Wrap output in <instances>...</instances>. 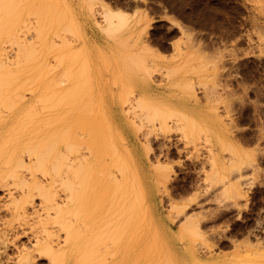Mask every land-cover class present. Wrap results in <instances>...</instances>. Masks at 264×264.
I'll return each mask as SVG.
<instances>
[{"label":"rangeland","instance_id":"rangeland-1","mask_svg":"<svg viewBox=\"0 0 264 264\" xmlns=\"http://www.w3.org/2000/svg\"><path fill=\"white\" fill-rule=\"evenodd\" d=\"M14 1L7 0L5 4L3 0H0L1 5L4 3L3 6L7 5L9 2H14L15 8L17 6L16 9L14 8L10 10V7H14L13 4L10 3V6L7 5L5 8H2L0 5V50L5 51L10 55L9 58L11 59V62H13L14 71L17 72L11 76L13 73L9 71L10 74L6 67H4L6 69L5 71L8 72L7 74H10L11 76L7 78V81L8 83L10 81L12 83H9L10 85L8 84V86H4L7 84L6 80H4L6 81V84H3V82L0 83L3 84L2 87L0 86V98H5L1 101L2 103L0 102V114L3 116L10 115V117L12 113L19 114L17 119L14 120V118H9L8 121L10 124L15 121L14 124L10 126L13 131L11 135L14 137V140L16 139L18 145H20L18 153L25 162L29 160H32L33 162L35 161V158L37 161L39 155L43 154H41V148L44 146L39 148L41 139L44 140L45 143L47 142L46 144H51L50 148H52V151L48 145L45 146L47 150L44 148L47 151L46 153L43 149L45 154H49L47 160L44 159L46 158L45 155L43 157L44 162H42V164L46 165L45 167L41 164L40 166L38 165L39 167L42 166L41 169L38 168L37 164L39 160L37 163L36 161L33 162L34 164L29 161L27 162L29 163L27 169L24 166L25 169L22 167L17 169V176H19V178L17 177V180L9 177L0 180V235H3L2 233H4L1 237H4L5 241L4 244H1L2 247L0 245V264H17L19 261L20 264L24 263L22 256L26 254L29 255L32 264H57L54 261H60L61 264H105L106 261L104 259L97 263L95 259L92 258L96 257L97 251L92 257L83 254L84 236L87 235V233L89 234V230L87 228L83 229V225H104L105 219L103 218H106L107 212L105 211L107 210L97 197L102 198V196H104V198H107V195L112 193L111 189L114 190L115 187L112 185L117 181L112 183L104 179L108 177V175L113 176L114 174H117L119 178L122 181L124 179V181H119L115 184L117 186L120 183L119 186H117L119 188L115 190L111 196L109 195L110 198L108 197L107 199L109 202H112V204L116 203V205L113 206L114 210L117 211L116 215H118L117 213L121 214L123 211V213L119 215L120 217H114L120 220L117 225H121L123 221L128 225L127 231L130 237L129 242L124 246L121 245V247L124 251L123 253L128 256L127 260L129 261V264H152L153 262H156L158 258L159 261H157L156 264H161L162 261L167 258L166 252H171L168 255H172L171 257L173 259L180 256V253L185 251L186 240H178L174 235L175 233L177 234L181 229L180 227L183 226V223L181 222L183 214L194 218L197 225H199L197 229L201 234L200 238L192 240L188 237V240L190 242V249H194L201 257H211L213 260H223L224 262L234 264H264V0H111L113 5L126 6L127 10L131 13L132 23L129 32L140 30L142 33L139 35H142L143 33L149 35L148 31H151L153 42L162 40L160 37L165 35V33L167 34L168 45L173 47L170 56L173 63L168 64L167 67L175 66L178 69L177 77L180 80L189 82L188 88L194 93V96L190 98L189 103L204 108L209 115L216 118L223 126L224 134L228 138L237 142L240 147L250 155V161L252 162H246L240 170L242 187L245 192L244 197L237 198L236 200H233V202L231 200L225 202L226 200L224 201L222 199L220 192L216 191V189H211V192L205 191V186L207 184L205 173L207 174L210 171V164L207 158L208 150L206 147L201 144H198L197 146L195 144H187L182 138L180 140L178 135L179 132L175 130V126L172 125L170 119L168 120L169 123L167 126L161 128L155 126L156 131L154 132V136L156 137L152 135L150 141L145 140L142 134L138 133V137L141 136L142 138H137V148L135 152L141 159L138 161L135 158L136 160L134 163L136 164L135 168L137 169V172L143 175V177H148L147 180L146 178L144 179L146 185L152 184L155 181L157 176V164L161 163L162 166L169 169V171L166 172L168 177H166L165 180L167 191L163 192L162 189H156V191L155 188H150L152 185H150V187L149 185L148 187L145 185L149 188L146 196L151 197V208L145 203L144 197H140L138 186L135 184L134 188H132V182L125 180L126 177H124V175L127 176V170L130 172L133 169V161L126 156V152L123 149L125 141L122 142L117 137L112 136L110 132L108 134L106 133L108 130L106 118L98 120L95 117L97 113L103 111V106L101 101H98V106L96 107L93 98L95 88L88 85V83L92 84L88 53V47L90 46L86 43V37H84L85 32H81L78 29V26H85V23L83 24L81 22L82 25L80 26L79 22H77L74 17L76 16V11L72 9L70 10V7L74 8V5L72 3V5L69 4V0ZM92 2L97 4L94 6L96 9V17L101 21V16L97 14L99 2H97V0H92ZM175 30L186 32L180 34L181 37L176 38L174 37L175 33H173ZM83 43H86L87 45L85 46L87 47H85ZM21 49L23 51L24 49L26 50L23 52ZM121 49H123V47H121ZM17 51H20V53ZM15 53L17 59H15ZM22 53H28L26 54L28 56V62H21L24 57L22 56ZM1 55H4L3 52ZM149 55V53H141L137 56L147 58ZM153 55L154 54L152 53V58L154 57ZM142 58H140L139 61L131 63H136L139 70L148 74L155 73L156 65H154V59L149 68H144L140 64L143 62ZM14 60H20V65L22 63L26 68H16L17 65L14 66L16 61ZM100 60L105 61V59ZM190 62H192V65H189ZM3 70L4 69H0V74L4 73L2 72ZM32 71L39 74V77L34 79V81ZM3 76L4 75L0 76L2 79L0 81H3ZM6 76H4L5 79ZM25 78H27L26 81H23L24 83L19 86L17 85L18 87L15 89L16 91L11 92L16 84H19ZM10 79L15 80L12 81ZM60 80L62 81L60 82ZM31 81H33V83ZM71 85L74 87H71ZM75 85L77 88H75ZM65 87L66 90L70 87L71 92L72 90L75 92V94L74 92L69 94L70 97H68L71 100L68 97L63 96L68 95L66 93L70 92L69 90L65 92ZM27 88L28 90H26ZM33 88H35V90H33ZM58 89L59 91H57ZM74 89L77 90L75 91ZM62 90L65 94L60 95ZM85 91L87 93L90 91L89 94L91 93V95H85ZM5 94L9 95L6 97ZM13 94L17 95L13 96ZM57 94H59V96ZM20 95H23V97L20 101H17L19 100L18 98ZM40 95L43 97V103H41V97H38ZM62 96L64 99L60 98ZM86 96H89L90 102H85L86 100L89 101ZM34 97L39 98L40 102L34 104L33 101L36 102ZM6 98H11L12 102L16 103V105H13V107L7 111V108H9L8 106L12 103L11 102L10 105L8 104L5 112L4 108L6 106L2 108L1 106L4 104L6 105L8 101H10L6 100ZM202 99L208 104H202L200 102ZM116 102L119 105L121 104L119 101ZM30 103L32 104L33 109L31 108L30 110H27V112H29L27 113L25 111L27 107H32L30 106ZM82 104L86 107L84 110L81 109L84 107ZM87 104H90L88 105L90 107H87ZM72 105L74 107H72ZM39 106L45 108L39 111ZM64 108L66 110L73 108V111L70 110L66 114ZM128 113L131 115L130 111H128ZM53 114L55 115L53 116ZM60 114L65 115L59 116ZM58 116L59 118L57 119ZM60 117L62 120H60ZM54 118L55 120H58V122H56ZM44 120H46V122ZM53 120L55 121L54 123L51 122ZM81 120H83V125L82 123L80 124ZM29 121L30 123L24 128L25 124ZM47 122L51 123L48 124ZM85 122H87L86 125ZM38 126L42 128H37ZM66 126H69L66 130L69 135L66 140L70 142H67L68 145L64 142L66 133L64 136H61L62 140L60 138L62 132L64 133L62 129ZM81 126H84L82 127L84 130H82ZM16 127L19 129H15ZM99 129L100 132H97ZM134 129L141 131L142 129H145V127L141 126L137 128L136 126ZM78 130L80 133H78ZM55 131L57 132L55 133ZM29 132L32 133L30 134ZM50 133H52L50 136L54 133L56 135H54L53 138L50 137V139H47L46 136ZM59 133L60 135L58 136ZM77 134L81 136L79 137ZM164 135H168V137L170 135L171 141H169V143ZM30 136L35 138L32 143L30 142L31 145L35 142L37 143V141L39 142L38 145L35 143L37 146L34 145V147L31 148L32 153L35 155L32 153L28 155L27 153H24L27 150H24V144L22 143L25 139H29ZM45 137L47 140L43 139ZM75 137L78 138L76 139ZM55 138L57 139L56 147L53 149L52 146L55 145V143L51 142V140L54 141ZM147 142H149V144ZM52 143L54 144L52 145ZM71 143L73 145L76 144L74 145L76 146L75 148H77L78 145H81L79 146V151H77V148V152L74 153L75 148L74 150L70 149V146L73 147V145H70ZM95 143L100 150L93 147ZM63 144H65V146ZM35 147L36 150L34 149V151L33 148ZM37 147L39 151H37ZM67 148H69V151L72 150L71 153L68 152ZM48 150L51 152L49 153ZM58 151L65 153V156L68 153L65 159L64 154L60 152L57 153ZM36 152H39V154H36ZM98 152L101 154L99 159L97 157ZM81 153H83V156H81ZM8 154H12L11 157L10 155L8 156ZM59 154L62 155L59 156ZM76 154L84 158L76 157ZM36 155L38 157H36ZM221 155L223 157L222 160L227 157L225 152H222ZM7 157H9V159ZM15 157L16 156L10 148L5 147L0 151V173L6 172L13 167L12 165ZM54 157L55 159H53ZM59 157H62L61 159L63 160ZM75 157L77 158V161H79L78 163L87 162L91 164L93 171L101 170V174L98 176L99 181L86 182V189L84 188V184L81 185V183L79 184V187L75 186L79 183H77L76 180L80 178V176H74L75 178L73 179V175L70 172L72 166L74 168V165L75 167L80 165L76 164ZM56 158H58V162H56ZM145 158L149 167L146 165ZM69 160H73L71 166H69ZM83 160L85 161L83 162ZM4 161H6L5 164L9 163L4 166ZM52 161L55 162L51 164ZM49 162L51 165L56 166L55 169L52 166L55 171L56 168L58 169V167H61L58 169L57 175L51 172L50 169L52 168L49 169ZM59 163H62L63 166H58ZM35 164V169L38 168L37 172H35L36 170H33L34 167L32 165ZM64 164L65 166H69L66 170ZM29 167L30 173L32 172L31 174H34L39 182L42 181V185L47 184L46 186H49L50 191L53 193L54 191H57L54 194V201L57 204L55 207H52L47 211L50 214V218L48 213L45 212V207L41 202L43 201L41 198L42 196H37L39 194V192L37 193V191H35L37 189H26L22 188L19 184V186L16 185L22 177L29 182L28 180L31 179ZM63 169L65 170L66 175L62 172L61 178H64L62 181L64 182L68 180V178H72L68 183L71 184L72 188L74 186L76 187L72 189V192L70 191V197L73 198L72 201L67 194L69 191L65 190L67 189L66 183H61L65 186V188H63L59 181L61 180L59 176ZM46 170L48 171L46 172ZM80 174L81 173H79V175ZM46 178L47 180H45ZM50 178L51 181L49 182L48 180ZM70 181H72L74 185L70 183ZM12 182L16 183L13 184ZM52 182H54V184H52ZM11 183L12 187L9 185ZM14 185L16 187H14ZM92 185L94 186L93 188ZM68 187L71 188L70 186ZM80 187L85 189L82 193H79ZM104 188L105 191L103 192H106L107 194L101 192ZM74 189L77 191V193L74 191L75 194H73ZM91 190L94 191L92 192L94 197L91 196L92 194H90V192L87 193ZM10 191L16 199L20 201V204H17L15 207H13V200L9 195ZM134 192L136 195V197H134L136 199L133 198ZM27 193H29L28 196L23 197ZM130 193L132 195H130ZM72 194L74 197L71 196ZM157 194L158 197H156ZM30 195L33 197H30ZM65 195L66 197L68 195L67 198L70 200L69 203ZM118 196L119 200L117 198ZM112 198L113 200L111 201ZM23 199L25 202L29 200L32 203L27 204V202H23ZM122 200L121 207L120 203ZM10 201L12 203L8 206ZM77 202L80 205L76 204ZM93 202H95V204H93ZM96 203H99L102 206L98 204L97 208ZM129 203H132L130 205L131 207L129 206ZM172 203L178 205L185 203L186 207H183V212L178 213L173 209ZM125 204L127 205L125 206ZM57 205L60 206L58 209H56ZM91 205L96 208L93 210ZM119 205L120 208L117 210ZM128 206L130 210L128 209L127 211ZM74 207L78 209H74L75 214L71 212ZM90 207L93 212L90 211ZM19 208H21V212ZM59 208L61 209L60 212ZM100 208L101 210L98 211ZM121 208L123 209L121 210ZM23 209H25V214L23 213ZM55 209L59 214L54 211ZM67 211L69 213L71 212L72 216L73 214H80L75 216V218L73 217V220L69 213L65 215ZM89 212L92 214L90 213L88 216ZM102 212H105V214L101 215L103 214ZM16 213L19 214L18 216L22 214L24 215L22 218H16L18 217L16 216ZM85 213L87 215H85ZM34 214L39 216V218ZM85 216L87 219H85ZM125 216L127 217L125 218ZM96 217L101 221H98ZM48 218L51 220H48ZM64 218L66 219V223L69 222L68 219L71 220L70 222L72 225L71 223L64 225ZM39 219L41 224L43 219H45L44 221H47L48 230L51 232L50 244L52 245L54 252H60L59 255H57V260H53L52 262V258H49L51 256L45 254L44 256L43 252L38 251L41 246L36 244V241L34 240V238L37 239L36 237L42 238L44 236V234L40 232V227H42V225L38 223ZM90 219H95V221H92L90 224ZM80 223L82 225H78ZM62 224L63 226H59ZM77 227H79V229H77ZM65 229H68L67 234L69 233L70 235L68 234L64 239V236H66ZM76 231H80L81 233L77 234ZM33 232L35 233L33 234ZM56 238L57 241L55 242L54 240ZM62 242L63 244H61ZM100 245L103 246V243H97L95 248L98 249ZM54 246L56 247L54 248ZM104 247L101 248L104 249ZM111 247L112 250L115 251L113 255H121V251L118 249L115 250V244H112ZM33 249L35 250L33 251ZM62 249L63 252H61ZM36 251H38V253ZM62 253L63 257L61 255ZM125 254L121 256V261L117 260L114 264H127L123 261ZM65 258H67V261H64ZM88 261L89 263H86ZM148 261L149 263H147ZM31 263L29 262V264Z\"/></svg>","mask_w":264,"mask_h":264},{"label":"bare ground","instance_id":"bare-ground-1","mask_svg":"<svg viewBox=\"0 0 264 264\" xmlns=\"http://www.w3.org/2000/svg\"><path fill=\"white\" fill-rule=\"evenodd\" d=\"M6 1L7 0H3V2H5V4H6ZM14 1V0H13ZM68 1V0H67ZM71 0H69L68 2H69V4H71V2H70ZM81 1V3L83 4L82 6H81V9H82V13H81V16L80 17H82L83 19H85V20H87L86 22H87V25L86 26H84V25H82V23H80L79 21H78V17H77V15H78V11H76L75 9L76 8H80V7H78L77 5L75 6L74 5V8L72 7H70V10L72 9V10H74V11H76V16H74L75 17V19H76V21L77 22H79V24H80V26L82 25V27H79L78 26V29L81 31V32H85V29L87 28V29H93V28H96L97 30H100L101 32H103L104 34H106V35H108L109 37L111 36V40H113L114 42H116L118 45H120V47H125V45H127V40L128 39H126V38H124L123 37V35H125V33H126V31H129V29L131 28L130 26H131V23H132V18H131V14H129L128 12H126V11H124V10H121V9H118V8H115V7H113V8H111L110 6H108L107 4H105V3H103L102 1H104V0H97V2H99V4H98V6H99V8H98V10H97V14L98 15H100L101 16V21L96 17V9H95V5H97V4H95L94 2H92V0H80ZM15 2V1H14ZM14 2H9V3H7V5L8 6H10L9 4L11 3V4H15ZM25 4V3H24ZM0 5H1V3H0ZM4 5V3H2V8H5L7 5H5V6H3ZM72 5V4H71ZM0 6V7H1ZM15 8V5H14V7L12 8V7H10V10H12V9H14ZM16 8H17V6H16ZM15 8V9H16ZM7 9V8H6ZM69 9V8H68ZM11 12V11H10ZM95 16V17H94ZM82 28H84V29H82ZM85 35V34H84ZM127 35V34H126ZM125 35V36H126ZM129 36V35H128ZM24 41V40H23ZM22 41V42H23ZM26 43V42H25ZM86 43L91 47V45H93L94 46V42H93V39H90V38H86ZM86 43H83V45L85 46V45H87ZM97 46V45H96ZM85 47H87V46H85ZM25 50L26 49H24V51L21 49V51H23V52H25ZM3 52V54L4 55H1V53ZM9 52V51H8ZM18 52V51H17ZM18 53H20V51L18 52ZM13 54V53H12ZM24 53H22V56H24L23 58H22V56H21V58H22V61L21 62H28V56L26 55V54H28V53H26V54H24ZM85 54V53H84ZM15 55H16V53H15ZM125 55V54H124ZM9 56L10 55H8V53L7 52H5V51H2V50H0V64H1V66H0V69H4L2 72H4L3 74H0V76L1 75H4V76H6V74L10 71L11 73H13V74H11L10 72V74H11V76H13L15 73H17L16 71H14V68H13V62H11V59L9 58ZM83 57V56H82ZM126 57V55L123 57V55H122V58L121 57H119V60H117L118 61V64H117V66L115 65V67H116V70L113 72V77H111V81H112V79H113V81H112V86L113 87H115V90H113L112 88H110V89H107V91L110 93V95L112 96V98L114 99V100H116V101H119V103H121L120 104V107H122L123 106V104H126V106L127 105H129L128 106V109H129V111H130V113H131V115L130 116H132V118L130 119V117H126L127 116V114L126 113H124V111L122 112V109H121V111H120V114H118L119 116L116 118V122H114L113 120L111 121V119L108 121V123H109V125H112V127H111V129H110V131H111V135L112 136H115V137H117L118 139H120L122 142L123 141H125V145L123 146V149L125 150V152H126V156L128 157V158H130L131 159V161H133L132 162V165H133V169H132V171H128L127 170V176L126 175H124V177H126L125 179H128L129 181H131L132 182V188H134V186H135V184L138 186V189H139V191H140V197H144L146 194H147V192L149 191V188H147L148 187V185H149V187H150V185H152L150 188H155V190L156 189H159V190H163V192L164 191H167V189H166V184H165V180H166V177H168L167 176V171H169V169L168 168H165V166H162L161 165V163H159V164H157V176H156V178H155V181L152 183V184H147L146 185V182L144 181V179L146 178V180L148 179V177H143V175H141V174H139L138 172H137V169L135 168V160L137 159L138 161H140V157L139 156H137V154H136V148H137V138H142L141 136L140 137H138V133H140V134H142V136L145 138V140H148V141H150V138H151V136L153 135L154 136V132L156 131V128H155V126H157L158 128H161V127H163V126H167L168 125V123H169V119L171 120V122H172V125L173 126H175V130L176 131H178L179 132V137H180V140H181V138H182V140L185 142V143H187V144H195L196 146L198 145V144H201V145H203L204 147H206L207 148V150H208V155H207V158H208V162H209V167H210V171L206 174L205 173V176H206V188H205V191H210L211 189L212 190H215L216 189V191H219L220 192V196L222 197V199L225 201V202H227V200H231L232 202H233V200H236L237 198H240V197H244V195H245V192L243 191V187H242V182H241V174H240V170H241V168H242V166L247 162V163H250L251 161H250V155L243 149V148H241L240 147V145L237 143V142H235L234 140H232L231 138H228L225 134H224V129H223V126L221 125V123L216 119V118H214L213 116H211V115H209L205 110H204V108H202V107H199L198 105H196V104H190L189 103V100H190V98H192L193 96H194V93L188 88V86H189V82L188 81H183V80H180L178 77H177V72H178V69L175 67V66H173V67H164V70H161L160 69V67H159V65H158V67H157V65L155 66V71L157 72H155V74L156 75H158V77H159V79H156V81H153L152 80V78H150V79H148V77L150 76V74H148V73H146V72H144V71H141V70H139L138 69V66H137V64L136 63H131V61L129 62V64H127L128 62L127 61H129L128 59L126 60V59H124ZM131 58L129 55L126 57V58ZM106 58V57H105ZM112 58V57H111ZM10 59V60H9ZM15 59H17V55L15 56ZM115 59V58H114ZM113 59V60H114ZM117 59V58H116ZM27 60V61H26ZM112 60V61H113ZM14 61H16L15 63H14V66H16V68H26V67H24L23 65H22V63H21V65H20V60H14ZM107 63L109 62V60H107V58H106V60H105ZM133 61V60H132ZM110 63V62H109ZM24 64V63H23ZM19 65V66H18ZM37 65V64H36ZM127 66V68L129 69V73L127 72V69H126V72L128 73L127 74V76L123 79L122 78V73L124 72V70H123V68L124 67H126ZM4 67H6V69H7V71L8 72H6L5 70V68ZM35 67V66H34ZM108 67V66H107ZM162 68V67H161ZM163 69V68H162ZM32 70H33V68H32ZM14 71V72H13ZM30 71V70H29ZM112 71V70H111ZM1 72V73H2ZM27 73V72H26ZM38 73H39V71H38ZM10 74H7V76H6V79L4 78V76L2 77L3 78V81H0V83H2L3 82V84L7 81V78H9V76H10ZM37 73H35L34 71H32V76H33V81H34V79H37L38 77H39V74H37ZM67 74V73H66ZM154 74V75H155ZM68 75V74H67ZM97 75V74H96ZM95 75V76H96ZM155 75V76H156ZM10 76V77H11ZM41 76V75H40ZM124 76V75H123ZM16 77V76H15ZM68 77L70 78V76L68 75ZM99 77V76H98ZM31 78V77H30ZM26 79L27 78H25L24 80H22L19 84H16V86H15V88L11 91V92H14V91H16L15 89H17V87L20 85V84H23L24 82L23 81H26ZM29 79V78H28ZM0 80H2L1 78H0ZM4 80H6V81H4ZM10 80H12V81H14L15 79H10ZM9 80V81H10ZM97 80V79H96ZM20 81V80H19ZM18 81V82H19ZM33 81H31L32 83H33ZM62 80H60V82H61ZM98 81V80H97ZM110 81V80H109ZM110 81V82H111ZM30 82V83H31ZM106 82V81H105ZM9 83H12L11 81L9 82ZM8 81H7V84L6 85H4V86H8ZM29 83V84H30ZM31 83V84H32ZM76 83V82H75ZM74 83V84H75ZM91 83V82H90ZM102 83V82H101ZM3 84H0V86L2 87V85ZM30 84V85H31ZM103 84V83H102ZM10 85V84H9ZM18 85V86H17ZM88 85H91L93 88H95V92H97L98 91V93L100 94V96H103V94L105 93V90H103V88L102 87H100V86H96V83H95V79L93 80L92 79V84H89L88 83ZM28 86V85H27ZM26 86V87H27ZM70 86V85H69ZM0 87V88H1ZM23 87V86H22ZM71 87H74L73 85H71ZM44 88V87H43ZM75 88H77L76 87V85H75ZM4 89H6V88H4ZM21 89H23V88H21ZM20 89V90H21ZM30 89H32V88H30ZM29 89V90H30ZM70 92H68V93H66V94H68V95H63L64 97L66 96V97H68L69 96V94H71L72 92H74L73 90H72V92H71V88L69 87V88H67ZM73 89V88H72ZM26 90H28V88L26 89ZM33 90H35V88H33ZM64 90H65V92L66 91H68V90H66V87L64 88ZM75 90V89H74ZM77 90V89H76ZM75 90V91H76ZM86 90V89H85ZM89 90V89H88ZM1 91V90H0ZM57 91H59V89L57 90ZM87 91V90H86ZM85 91V92H86ZM91 91V90H90ZM90 91H88V93L86 92V94L85 95H88L89 94V92ZM94 91V90H93ZM92 91V92H93ZM5 92V91H4ZM11 92H9V93H11ZM30 92H31V90H30ZM55 92H56V90H55ZM54 92V93H55ZM65 92L63 93V90L60 92V95L61 94H65ZM57 93V92H56ZM55 93V94H56ZM74 94H75V92H74ZM4 95V94H3ZM9 94H5V96L7 97ZM15 95H17V94H15ZM14 94H13V96H15ZM19 95V94H18ZM58 96H59V94H57ZM89 95H91V93L89 94ZM0 96H1V93H0ZM12 96V97H13ZM60 97V98H62V99H64V97ZM111 96H110V98H111ZM22 97H23V95H20L19 96V100H17V101H20L21 99H22ZM38 97H41V95L40 96H38ZM57 97V96H56ZM70 97V96H69ZM68 97V98H69ZM86 97H88V99H89V96H86ZM14 98V97H13ZM35 98V97H34ZM33 98V99H34ZM43 97H41V99H42ZM101 98V97H100ZM3 99H5V98H0V102L3 100ZM36 99V102H34L33 101V103L35 104V103H39L40 102V99L39 98H35ZM70 99V98H69ZM6 100H10V101H8V103L5 105H3V106H1V108L2 107H5L4 109H5V112H6V108H7V106H8V104L10 105V103L12 102V100H11V98L10 99H8V98H6ZM71 100V99H70ZM69 100V101H70ZM15 101V100H14ZM16 101V102H17ZM42 102L41 103H43V99L41 100ZM115 101V102H116ZM86 103L87 102H90V99H89V101L88 100H86L85 101ZM2 103V102H1ZM4 103V102H3ZM70 103V102H69ZM27 104V103H26ZM71 104V103H70ZM69 104V105H70ZM13 105H16V103H11V105L10 106H8L9 108H7V111L9 110V109H11L12 107H13ZM83 106H84V104H82ZM81 105V106H82ZM88 105H90V104H87V107H90V106H88ZM30 106H32V104L30 103ZM49 106L51 107V105L49 104ZM98 105H97V103H96V107H97ZM72 107H74L73 105H72ZM95 107V108H96ZM33 109V106L32 107H27V109L25 110L26 112H27V110H30V109ZM38 108H40L39 109V111H41V110H43L45 107H42V106H39ZM84 108H86L85 106L83 107V108H81V109H83L84 110ZM124 108V107H123ZM68 109V108H67ZM73 109V108H72ZM72 109H69V110H66L65 108H64V110H66L65 111V113L67 114V112H69L70 110H72ZM89 109V108H88ZM125 109V108H124ZM128 109L127 110H125V111H128ZM37 110V109H36ZM35 110V111H36ZM73 111V110H72ZM132 111V112H131ZM103 112V111H102ZM1 113V112H0ZM4 113V112H3ZM27 113H29V112H27ZM36 113H38V112H36ZM46 113V112H45ZM26 114V113H25ZM24 114V115H25ZM82 114V113H81ZM126 114V115H125ZM133 114V115H132ZM28 115V114H27ZM55 114H53V116H54ZM62 115H65V114H60L59 116H62ZM19 116V114L18 113H12L11 114V117H10V115L9 116H3V115H1L0 114V151L3 149V148H5V147H7V148H10L11 150H12V152L14 153V155L16 156L15 157V159H14V163H13V167H11L9 170H7L6 172H2V173H0V180L2 179V180H4L5 179V177H9V178H13L14 180H17V177L19 178V176H17V169L18 168H23V169H25L24 167H26V169L28 168V164L29 163H27V162H29V161H31V163H33V162H35L36 161V158L34 159V158H32V159H34L35 161H33L32 162V160H29V161H27V162H25L23 159H22V157L20 156V154L18 153V149H19V147H20V145H18V143H17V141H16V139L14 140V137L11 135L12 133H13V131H12V129L10 128V126L11 125H13L14 124V122L12 123V124H10L9 123V118H14V120L15 119H17V117ZM47 116H50V115H47ZM47 116H45V117H47ZM59 116L57 117V119L59 118ZM85 116H86V114H85ZM84 116V117H85ZM28 117V116H27ZM31 117V116H30ZM30 117H29V119H30ZM8 118V119H7ZM23 118V117H22ZM56 118V117H55ZM55 118H54V120H55ZM64 118V117H63ZM49 119H51V118H49ZM48 119V120H49ZM32 120V119H31ZM51 121V122H58V120H55V121ZM60 120H62L61 119V117H60ZM24 121V120H23ZM22 121V122H23ZM45 122H46V120H44ZM77 121V120H76ZM75 121V122H76ZM82 121L83 120H81V122H80V124L82 123ZM38 122H39V120H38ZM51 122H47L48 124H50ZM78 122V121H77ZM30 123V121L28 122V123H24L25 124V126H24V128L26 127V125L27 124H29ZM34 123H37V122H34ZM72 123V122H71ZM86 123L87 122H85V125H86ZM107 123V124H108ZM44 124H46V123H44ZM43 124V125H44ZM47 124V125H48ZM67 124V123H66ZM43 125H41V126H43ZM71 125V124H70ZM78 125V124H77ZM76 125V126H77ZM82 125H83V123H82ZM22 126V127H23ZM45 126V125H44ZM43 126V127H44ZM80 126V125H79ZM137 126V128H139V127H141V126H144L145 127V129H142L140 132L137 130V129H134L135 127ZM19 127V126H18ZM18 127H16L15 129H19ZM82 127H84V126H81V128ZM23 128V129H24ZM37 128H42V127H37ZM59 128V127H58ZM66 128V129H65ZM65 128H63L62 130L64 131V133L62 132V130H61V132H62V134L60 135V133L58 134V136L60 135V138H61V136H64L65 135V133H66V137H65V140H64V142H68L66 139L68 138V131H66L68 128H69V126H66ZM80 128V127H79ZM78 128V129H79ZM22 129V128H21ZM65 129V130H64ZM34 130H38V129H34ZM81 130V129H80ZM82 130H84L83 128H82ZM18 131V130H17ZM16 131V132H17ZM87 131V130H86ZM99 131H100V129H99ZM34 132V131H33ZM45 132V131H44ZM52 132V131H51ZM57 131H55V133H56ZM95 132V131H94ZM94 132H93V134H94ZM107 132H108V130H107ZM30 134L32 133V132H29ZM53 134L52 136H50L52 133H50L48 136H46L47 137V139H50V137H52L53 138V136L54 135H56V134ZM78 133H80L79 132V130H78ZM18 134V133H17ZM73 134V133H72ZM108 134V133H107ZM14 135H16V134H14ZM29 135V134H28ZM78 135V134H77ZM41 136V135H40ZM73 136V135H72ZM79 137L81 136V135H78ZM46 137L45 138H43V139H46ZM84 137H86V136H84ZM154 137H156V136H154ZM164 137H165V139L168 141V143H169V141H171V139H170V135H169V137H168V135H164ZM38 138H39V136H38ZM72 138V137H71ZM76 138V137H75ZM78 138V137H77ZM76 138V139H77ZM143 138V139H144ZM172 138V137H171ZM178 138V137H177ZM34 139L35 138H32L31 136L29 137V139H25L24 141H23V143L22 144H24L23 145V148H24V150H27V151H25L24 153H27V155L28 154H31L32 153V147H34V145H35V143L34 144H32L31 145V143L34 141ZM46 139V140H47ZM63 139H64V137H63ZM82 139H84V138H82ZM45 140V141H46ZM56 138L54 139V141L53 140H51V142H54L55 143V145H53L54 143H52V147H53V149H54V147H56ZM61 140H62V138H61ZM60 141V140H59ZM80 141H85V140H80ZM144 141V140H143ZM166 141V142H167ZM31 142V143H30ZM42 142H43V144H42ZM61 142V141H60ZM17 143V144H16ZM47 143V142H46ZM45 142H44V140H40V144H39V142L37 141V145L39 144L40 145V147L39 148H41V146H44L43 148H41L42 149V151H43V149L45 148V146H49V148H50V143L49 144H46ZM65 143V144H66ZM68 143H70V142H68ZM68 143H67V145H68ZM143 143V142H142ZM148 144H149V142H147ZM46 144V145H45ZM65 144H63L64 146H65ZM91 144V143H90ZM146 144V143H145ZM170 144H171V142H170ZM12 145V146H11ZM37 145H35V146H37ZM70 145H73L72 143L70 144ZM74 145H76V144H74ZM73 145V147H71L70 146V149H72V150H74V148L76 147V146H74ZM169 145V144H168ZM173 145V144H172ZM200 145V146H201ZM79 146H81V145H78L77 146V148H78V150L77 151H79ZM98 145H96V143L93 145V147L96 149L97 148V150L99 149L100 150V148L99 147H97ZM165 146V145H164ZM202 146V147H203ZM38 147H37V151H39L38 150ZM66 147H69V146H66ZM48 148V147H47ZM77 148H75V152L74 153H76L77 151H76V149ZM166 148V147H165ZM36 150V147L35 148H33V150ZM40 149V150H41ZM46 149V148H45ZM44 149V151H45V153L47 152L46 150ZM52 148H50V150H51ZM58 149H59V147H58ZM65 149V148H64ZM34 150V151H35ZM50 150H48V152L50 153L51 151ZM56 150V149H55ZM55 150H54V152H55ZM67 150H68V152H70L71 153V151H69V148H67ZM167 150V149H166ZM165 150V151H166ZM206 150V151H207ZM33 151V152H34ZM41 151V154L43 155H39V157L36 155V157H38L37 159L39 160V162H38V160L36 161V163L38 162V164H37V166L39 165H41L42 164V162H44V160H43V157H44V155H45V157L46 158H44L45 160H47V158H48V153L47 154H45L44 153V151L42 152ZM62 151V150H61ZM60 151H58L57 153H59ZM67 152V151H66ZM222 152H225L226 154H227V157L224 159V160H222V155H221V153ZM21 153H22V151H21ZM60 153H63V152H60ZM73 153V154H74ZM162 153V152H161ZM32 154H34V153H32ZM36 154H39V152H36ZM64 154V159H65V157L67 156V154H66V156H65V153H63ZM82 155L81 156H83V153H81ZM10 154H8V156H9ZM12 155V154H11ZM11 155H10V157H11ZM19 155V156H18ZM26 155V156H27ZM35 155V154H34ZM47 155V156H46ZM60 155H62V154H59V156ZM100 152H98V159H99V157H100ZM25 156V155H24ZM33 156V155H32ZM56 156H58V155H56ZM81 157L80 155H77L76 154V157ZM164 156V155H163ZM28 157V156H27ZM26 157V158H27ZM35 157V156H34ZM41 157V158H40ZM69 157V156H68ZM67 157V158H68ZM75 157V160H76V164H80L79 166H77V167H75V165H74V168H73V166H72V168H71V173H72V175H73V179L75 178V177H78V176H80V178H78V180H76L77 181V183H78V185H75V186H80L79 184L81 183V185L82 184H84V188L86 189V186H87V184H86V182H96V181H99L98 179V176H100V174H101V170L100 171H97V170H94L93 171V167H92V165L91 164H89V163H87V162H85V163H78L79 161H77V158ZM8 159H9V157H7ZM60 159L62 158V157H59ZM71 158V157H70ZM82 158V157H81ZM84 158V157H83ZM82 158V159H83ZM136 158V159H135ZM206 158V159H207ZM7 159V160H8ZM40 159H41V162H40ZM53 159H55V157L53 158ZM52 159V160H53ZM59 159V160H60ZM134 159V160H133ZM43 160V161H42ZM56 162H58V158H56ZM61 160H63V159H61ZM61 160H60V162H61ZM73 160H74V157H73ZM72 160V161H73ZM80 160V159H79ZM86 160V159H85ZM85 160H83V162L85 161ZM93 160V159H92ZM96 160H97V158H96ZM67 161V160H66ZM70 161V165L69 166H71V160H69ZM68 161V162H69ZM250 161V162H249ZM5 162L6 161H4V166H6L8 163H6L5 164ZM47 162V161H46ZM53 162H55V161H52V163L51 164H53ZM94 162H95V160H94ZM159 162V161H158ZM62 163H64V162H62ZM62 163L60 164H58V166L60 165H62ZM252 163V162H251ZM34 164V163H33ZM50 164V162H49V165L51 166H49V169L50 168H52V166L53 165H51ZM66 164V163H65ZM65 164H64V166H65ZM95 164V163H94ZM44 167L46 166V165H44V164H42ZM57 165V164H56ZM3 166V165H2ZM24 166V167H23ZM33 167L34 166H36V164L35 165H32ZM32 166H31V168H32ZM38 166V168L39 169H41V167H39ZM63 166V165H62ZM69 166H65V170L69 167ZM95 166V165H94ZM167 166V165H166ZM43 167V168H44ZM54 167V169H55V165L53 166ZM169 167V166H168ZM38 168H36L35 169V167L33 168V170H36L35 172H37L38 170ZM59 168H61V167H58V169ZM64 168V167H63ZM47 169H48V166H47ZM53 168L52 169H50L51 170V172L52 173H55L56 175H57V171H58V169L56 168V171L54 170ZM42 170H44V169H42ZM65 170L63 169L62 171H61V174H60V179L61 180H59L60 181V184L62 183V184H65L66 183V186H67V189H65V190H67V191H69L67 194L69 195V197H70V191L72 192V189L73 188H76L75 186L72 188L71 187V184H69L68 183V181L69 180H71V179H69L68 178V180H66V181H62V179H64V178H61V176H62V172L65 174ZM155 170V171H156ZM39 171H41V170H39ZM45 171V170H44ZM48 170H46V172H47ZM55 171V172H54ZM96 171V172H95ZM8 172V173H7ZM68 172V171H67ZM19 173V172H18ZM29 173H30V167H29ZM32 173V172H31ZM30 173V174H31ZM51 173V174H52ZM79 173H81L80 175H79ZM29 174V175H30ZM40 174V173H39ZM132 174V175H131ZM41 175H43V174H41ZM45 175H47V174H45ZM66 175V174H65ZM71 175V174H70ZM130 175H131V177H130ZM28 176V175H27ZM68 176V175H67ZM75 176V177H74ZM122 176H123V174H122ZM30 177H31V179L30 180H28L29 182H27V179H24L23 177L21 178V180L19 179V183H17L16 185H21L22 186V188H28V189H31V188H34V189H37V190H35V191H37V193L39 192V194L37 195L38 197H39V195H41L40 197L42 198V200L43 201H41V199H40V201L43 203V206L45 207V212H47L49 209H51L52 207H55V205L57 204L54 200H55V198H54V194L57 192V191H54V193L53 192H51L50 191V187L49 186H46L47 184H45V185H42L41 184V182H39V180L37 179V177H35L34 176V174H31L30 175ZM161 177V178H160ZM108 178L109 179H113V178H111V176H108V177H106L104 180H108ZM41 179V178H40ZM65 179H67V178H65ZM116 179V178H115ZM115 179H113V182L112 183H115L116 182V180ZM117 179H118V177H117ZM45 180H47V178L45 179ZM55 180V179H54ZM102 180V179H101ZM44 181V180H43ZM49 182L51 181V178L48 180ZM56 181V180H55ZM58 181V180H57ZM62 181V182H61ZM75 181V182H76ZM110 181V180H109ZM112 181V180H111ZM110 181V182H111ZM115 181V182H114ZM124 181V180H123ZM122 180H121V182H123ZM117 182H119V180H117ZM117 182L115 183V184H117ZM13 184H15L14 182H12ZM12 183L11 184H9V185H11V187H12ZM70 183H72V181H70ZM51 184V183H50ZM49 184V185H50ZM52 184H54V182H52ZM61 184V185H62ZM69 184V185H68ZM73 185H74V183H72ZM93 184V183H92ZM112 185V186H115L114 187V190H112L111 188V194H108L107 195V198L109 197V195L111 196L113 193H114V191L115 190H117L119 187H117V186H119V184L116 186V185ZM18 185V186H19ZM72 185V186H73ZM94 185V184H93ZM92 185V188L94 187ZM102 185V184H101ZM106 185V184H105ZM126 185V184H125ZM147 187H146V186ZM20 186V187H21ZM68 186H70L71 188H69ZM4 187V186H3ZM14 187H16L15 185H14ZM52 187V186H51ZM62 187L63 188H65V186H63L62 185ZM77 187V188H78ZM19 188V187H18ZM22 188H20V189H22ZM83 187H80V190H79V193H82L85 189H84ZM89 188H91V187H89ZM101 188H103V187H101ZM130 188V187H129ZM129 188H128V191H129ZM33 189V190H34ZM69 189V190H68ZM64 190V189H63ZM98 190V189H97ZM159 190H158V192H159ZM21 192H23L22 190H20ZM74 191H76V189H74L73 190V194H75V192ZM101 191V190H100ZM100 191H99V193H100ZM103 191H105V188H104V190H102L101 192H103ZM124 191V190H123ZM126 191V190H125ZM157 191V190H156ZM204 191V190H203ZM63 192V191H62ZM90 192V194H92V192H94L93 190H91V191H88L87 193H89ZM117 192V191H116ZM133 192V191H132ZM151 192V191H150ZM211 192V191H210ZM213 192V191H212ZM24 193H25V191H24ZM23 193V194H24ZM76 193H77V191H76ZM104 193V192H103ZM123 193V192H122ZM205 193H207V192H205ZM214 193V192H213ZM28 194L29 193H27L26 195H22L23 197H27L28 196ZM73 194L71 195V196H73ZM104 194H107L106 192L104 193ZM103 194V195H104ZM124 194V193H123ZM218 194V193H217ZM10 197L12 198V200H13V203L10 201L9 203H8V206L9 205H11V203L12 204H14V206L13 207H15L17 204L19 205L20 203V201H18L17 199H16V197L13 195V193L10 191ZM61 195H63V194H61ZM61 195H58V196H61ZM68 195H67V197H68ZM81 195V194H80ZM95 195V194H94ZM130 195H132L131 193H130ZM215 195V194H214ZM32 195H30V197H31ZM58 196H55V197H58ZM77 196V195H76ZM79 196V195H78ZM91 196H93V194L91 195ZM97 196V195H96ZM115 196V195H114ZM120 196V195H119ZM119 196L117 197L118 198V200H119ZM124 196H125V194H124ZM136 197V195H135V192H134V195H133V198L134 199H136L135 197ZM216 196V195H215ZM29 197V198H30ZM33 197V196H32ZM65 197H66V195H65ZM66 197V199H67V201H68V203L70 202V200L72 201V197H70L71 199L69 200L68 198ZM74 197V196H73ZM94 197V196H93ZM100 197V196H99ZM106 197V196H105ZM196 197H197V195H196ZM22 198V197H21ZM78 198V197H77ZM76 198V199H77ZM107 198H104V196H102V198H98L97 197V199H100V203L101 204H103L104 205V207H105V209L107 210V211H105V212H107V216H106V218H103V219H105V223H104V225L102 224V225H83L84 227H83V229L84 228H87L88 230H89V234L87 233V235H85L84 236V242H83V244H84V255H87V256H90V257H92V255L96 252V251H98L97 250V248H95V246H96V244L98 243H103L104 241H106V240H108V241H111V243L112 244H115V246H116V248H115V250L116 249H118L119 251H121V256H123V254H125V253H123L124 251H123V249H122V247H121V245H123L124 246V243H123V240H124V238H125V236L128 234V231H127V229H128V225H126V223L123 221L127 216H125V218L122 220L123 222V224L121 223V225H117L119 222H120V220H118L117 218H114V217H120L119 215H121L122 213H123V211L121 212V214L120 213H117L118 215H116V212L117 211H115L114 210V208H113V206H115L116 205V201H117V198H116V201L114 202L115 204H112V202H109V200L107 199ZM110 198V197H109ZM125 198V197H124ZM133 198H132V200H133ZM24 199H27V198H24ZM23 199V200H24ZM57 199V198H56ZM76 199H75V201H76ZM126 199V198H125ZM30 200H31V198H30ZM58 200V199H57ZM63 200V199H62ZM92 200H94V199H92ZM113 200V198L111 199V201ZM219 200H220V198H219ZM59 201H60V199H59ZM74 201V202H75ZM90 201H91V199H90ZM95 201V200H94ZM99 201V200H98ZM97 201V202H98ZM134 201V200H133ZM142 201V200H141ZM189 201H191V200H189ZM23 202H25V200L23 201ZM27 202V204H30V203H32L31 201H26ZM25 202V203H26ZM61 202V201H60ZM73 202V203H74ZM92 202V201H91ZM96 202V201H95ZM95 202H93V204H95ZM122 202H123V200L121 201V203H120V205H121V207H122ZM127 202V201H126ZM129 202H130V200H129ZM139 202H140V200H139ZM224 202V203H225ZM25 203H23V204H25ZM64 203V202H63ZM63 203H61V204H63ZM88 203V202H87ZM133 203V202H132ZM131 203V204H132ZM76 204H78V202L76 203ZM85 204H86V202H85ZM90 204V203H89ZM92 204V205H93ZM97 204V203H96ZM99 204V203H98ZM98 204H97V208H98ZM101 204H99V205H101ZM111 204V205H110ZM130 203H129V206L131 205ZM59 205V204H58ZM56 206V209H58V207H60V206ZM78 205H80V204H78ZM82 205V204H81ZM91 205V207H93V210L96 208V207H94V206H92ZM120 205L118 206V208H117V210L120 208ZM127 204H125V206H126ZM7 206V207H8ZM69 206V205H68ZM102 206V205H101ZM129 206L127 207V211H128V209H129ZM139 206V205H138ZM172 206H173V209H175L178 213H181V212H183L182 210H183V207H186L185 206V203L184 204H173L172 203ZM29 207H30V205H29ZM43 207V208H44ZM72 207V206H71ZM90 207V211H92L91 208ZM131 207V206H130ZM32 208V207H31ZM41 208V207H40ZM78 208V207H77ZM80 208H81V206H80ZM13 209H15V208H13ZM12 209V210H13ZM54 209V208H53ZM56 209L54 210V211H56ZM74 209H76V207H74L73 208V210L71 211L72 213H74ZM83 209V208H82ZM104 209V210H105ZM123 208H121V210H122ZM125 209H126V207H125ZM124 209V210H125ZM19 210H20V212H21V208H19ZM44 210V209H43ZM60 208H59V212H60ZM67 210V209H66ZM76 210H78V209H76ZM76 210H75V212H76ZM89 210V209H88ZM101 210V208L98 210V211H100ZM130 210V209H129ZM31 211V210H30ZM30 211H29V213H30ZM34 211H35V208H34ZM33 211V212H34ZM63 211H64V209H63ZM62 211V212H63ZM69 211H70V208H69ZM96 211V210H95ZM126 211V212H127ZM32 212V211H31ZM58 214H59V212L58 211H56ZM69 213L68 211L65 213V215L67 214V213H69V215H71L72 213ZM93 212V211H92ZM105 212L103 213V214H101V215H104L105 214ZM131 212V211H130ZM23 213L25 214V209H23ZM39 213V212H38ZM48 213V212H47ZM90 213L91 212H89L88 213V216L90 215ZM17 214V215H16ZM15 215L16 216H18L19 214L18 213H16ZM24 214H22V215H20V216H18V217H16V218H19V217H23V215ZM26 214H28V213H26ZM31 214V213H30ZM40 214V213H39ZM43 214V213H42ZM41 214V215H42ZM56 214V213H55ZM58 214H57V216H58ZM75 214V213H74ZM73 214V216H72V219L74 220V218H75V216H78L79 214H77V215H74ZM92 214V213H91ZM95 214V213H94ZM136 214V213H135ZM134 214V215H135ZM186 214H187V212H186ZM29 215V214H28ZM35 215V214H34ZM44 215V214H43ZM45 215H46V213H45ZM48 215H49V218H50V214L48 213ZM85 215H87L86 213H85ZM116 215V216H115ZM139 215V214H138ZM30 216V215H29ZM35 216H37V215H35ZM68 216V215H67ZM98 216V215H97ZM185 214H183V219H182V221L181 220H179V221H181L182 223H183V226H181L180 228V230H179V232L176 234L175 233V237H176V239H178V240H186V248H185V251H182L181 253H180V256H178L177 258H172L171 256L172 255H168V254H170V253H167L166 252V256H167V258H165V260H163L162 261V263L161 264H234V263H228V262H224L223 260H220V261H217V260H213V258H211V257H201L194 249H190V242H189V240H188V237L189 238H191L192 240H196V239H198V238H200V236H201V234H200V232H198V229H197V227L199 226V225H197V223H196V221L194 220V218H192V217H188V216H186ZM31 217H32V215H31ZM38 218H39V216H37ZM56 217V216H55ZM59 217H61V216H59ZM74 217V218H73ZM90 217H92V216H90ZM41 218V217H40ZM44 218V217H43ZM48 218V220H51V219H49ZM67 218H69V217H67ZM71 218V217H70ZM98 218H99V216H98ZM24 219V218H23ZM33 219V218H32ZM35 219H37V218H35ZM46 219V218H45ZM45 219H43V221L45 220ZM52 219H55V218H52ZM61 219V218H60ZM82 219H84V218H82ZM85 219H87V217L85 216ZM92 219V218H91ZM90 219V220H91ZM96 219H97V217H96ZM102 219V218H101ZM102 219V220H103ZM16 220V219H15ZM47 220V219H46ZM98 220V219H97ZM100 220V219H99ZM98 220V221H99ZM136 220V219H135ZM39 222L38 223H40V219L38 220ZM42 221V227H40V232L41 233H43L44 234V236L42 237V238H38V237H36L37 239H35L34 238V240L36 241V244H39V246H41V248H39L38 249V251H40V252H43V255L45 254V255H49V256H51V257H49L50 259H51V262L53 261V260H57V255H59V253L60 252H58V253H56V252H54V250H53V248H52V245L50 244V237H51V232H50V230H48V227H47V221H44L43 222ZM65 221V222H64ZM68 221L69 222H67V223H71L70 221L71 220H69L68 219ZM92 221H95V219H93V220H91V222H90V224L92 223ZM101 221V220H100ZM178 221V222H179ZM20 222H22V221H20ZM63 222H64V225L66 224L67 225V223H66V219L64 218L63 219ZM80 222H82V221H80ZM49 223V222H48ZM52 223V222H51ZM53 223H54V221H53ZM60 223V222H59ZM83 223V222H82ZM113 223V224H112ZM182 223H181V225H182ZM23 224H25V223H23ZM28 224V223H27ZM40 224H38L39 226H41ZM138 224H139V222H138ZM20 225V224H19ZM71 225H72V223H71ZM78 225H82L81 223L80 224H78ZM21 226V225H20ZM59 226H63V224L62 225H59ZM70 226V225H69ZM68 226V227H69ZM86 226V227H85ZM71 227V226H70ZM49 228H50V226H49ZM64 228V227H63ZM66 228V227H65ZM2 229H3V227H2ZM39 229V228H38ZM60 229H61V227H60ZM75 229V228H74ZM77 229H79V227H77ZM14 230V229H13ZM24 230V229H23ZM66 230V229H65ZM3 231V230H2ZM67 231H68V229L66 230V236H64V239H65V237H67V235L69 234H67ZM133 231V230H132ZM136 231H137V229H136ZM4 232H5V230H4ZM10 232V231H9ZM77 232V231H76ZM1 233V232H0ZM35 232H33V234H34ZM78 233H81L80 231L79 232H77V234ZM83 233H84V231H83ZM131 233V232H130ZM3 235H4V233H2ZM18 234V233H17ZM32 234V235H33ZM134 234V233H133ZM139 234V233H138ZM3 235H0V245L3 243L4 244V237L2 238L1 236H3ZM14 235V234H13ZM37 235V234H36ZM70 235V234H69ZM34 236V235H33ZM39 236V235H38ZM6 237H7V235H6ZM57 237V236H56ZM78 237V236H77ZM135 237V236H134ZM138 237V236H137ZM63 238V237H62ZM128 238H130V237H127V239ZM6 239V238H5ZM55 242L57 241V238L54 240ZM54 241H52V242H54ZM63 241V240H62ZM13 242V241H12ZM34 242V241H33ZM155 242V241H154ZM181 243V242H180ZM61 244H63V242L61 243ZM107 243L105 242V245H106ZM108 244H109V242H108ZM143 244V243H142ZM32 245V244H31ZM55 245V244H54ZM104 244H103V246H101V247H104L105 246ZM110 245V244H109ZM183 245V244H182ZM58 246V245H57ZM99 246V247H100ZM146 246V245H145ZM1 247H2V245H1ZM4 247H5V245H4ZM7 247V246H6ZM56 246H54V248H55ZM100 247V248H101ZM107 246H105L104 248H106ZM149 247H150V245H149ZM2 249V248H1ZM21 249V248H20ZM28 249V248H27ZM26 249V250H27ZM101 249H103V248H101ZM35 249H33V251H34ZM108 250V249H107ZM117 250V251H118ZM206 250V249H205ZM1 251V250H0ZM24 251V250H23ZM38 251H36L37 253H38ZM171 251V250H170ZM3 252V251H2ZM46 252V253H45ZM61 252H63V249H62V251ZM112 252V251H111ZM115 251L113 250V253H114ZM169 252V251H168ZM17 253H19V252H17ZM33 253V252H32ZM82 254V253H81ZM112 253H110V254H108V255H110V257L112 256L111 255ZM0 255H1V253H0ZM44 255V256H45ZM62 255V257H63V253L61 254ZM60 255V256H61ZM18 256V255H17ZM79 256V255H78ZM61 257V258H62ZM153 257V256H152ZM156 257V256H155ZM162 257H163V255H162ZM162 257H160V258H162ZM88 258V257H87ZM86 258V259H87ZM93 259H95V261H96V257H92ZM104 258V257H103ZM22 259L24 260V263H21V264H29V262L31 263V261H30V257H29V255H23L22 256ZM21 259V260H22ZM49 259V260H50ZM71 259V258H70ZM85 259V260H86ZM116 259V258H115ZM58 260H60V259H58ZM106 260V259H105ZM148 260V259H147ZM146 260V261H147ZM2 261V260H1ZM64 261H67V258H65V260ZM83 261H84V259H83ZM104 261V260H103ZM103 261H102V263H103ZM145 261V262H146ZM150 261V260H149ZM149 261L147 262V263H149ZM155 261V260H154ZM157 261H159V258H158V260H156V262H153L154 264H156L157 263ZM54 262H56L57 264H61V262L60 261H54ZM60 262V263H59ZM241 262V261H240ZM2 263V262H1ZM86 263H89V261L88 262H86ZM98 263V262H97ZM152 263V264H153ZM16 264V263H15ZM17 264H20V261L17 263ZM32 264V263H31ZM53 264H55V263H53ZM100 264V263H99ZM237 264H239V263H237ZM243 264V263H242Z\"/></svg>","mask_w":264,"mask_h":264},{"label":"crops","instance_id":"crops-1","mask_svg":"<svg viewBox=\"0 0 264 264\" xmlns=\"http://www.w3.org/2000/svg\"><path fill=\"white\" fill-rule=\"evenodd\" d=\"M102 2L107 4L111 8L115 7V8L124 10V11L128 12L129 14H131L127 10L126 6L113 5L111 0H104ZM71 3L73 5H75V6L77 5L78 7H80V8H76L75 9L76 11H78V15H77L78 21L80 23L82 22L83 24L85 23V26H86V23H87L86 21L87 20H85L82 17H80L81 13H82L81 6L83 4L81 3L80 0H71ZM82 29H84V28H82ZM183 32L185 33L186 31H178V30L173 31V33H175L174 37H176V38L177 37H181L180 34H183ZM140 33H142L140 30H138V31L134 30V31H130V32L126 31L125 35L126 34L127 35L126 36L123 35V37L128 39L127 40V45H125V47H123V49H121L120 45H118L116 42L111 40V36L109 37L108 35L104 34L100 30H97L96 28H93V29H87L86 28L85 29L84 37L93 39V42H94L93 43L94 46L91 45V47H88L89 61H90V64H89L90 67L89 68L91 70V77H92L93 80L95 79L96 86H100V87L103 88V90H105V93L103 94V96H100L98 91L95 92V94L93 96L95 104L98 101L99 102L101 101L102 106H103V112L101 111V112H99V113H97L95 115V117L98 120L101 119V118H106L107 119V123H108V121L110 119H111V121L113 120L114 122H116V118L119 116L118 114H120L121 109H122V112L124 111V113L127 114L126 117L127 118L130 117V119H131V116L128 113V111H129L128 106L129 105L126 106V104H125L122 107H120V105L117 102L114 101V99L112 98L110 93L107 91V89H110V88L115 90V87H113L114 85L112 86L113 79L111 81V77H113L112 76L113 72L116 70L115 65L117 66V64H118L117 60H119V57L122 58V55H123V57L125 55H126V57L129 55L131 58H129V57L128 58H126V57L124 58L126 60L127 59L129 60V61H127L128 62L127 64H129L130 61L131 62H136V61H139L140 58H142V56H137V55H139L141 53H149L150 55L147 58H144V57L142 58L143 62L140 63L142 65V67H144V68L148 67L149 68L152 65L153 59H154V65H159L161 70H164V67H167L168 64H172L173 63L171 61V57H170L171 54H172L173 47L168 45V41H167L168 36H166L167 35L166 33H165V35L160 37V39H162V40H159V41H156V42L152 41L153 35H152L151 31H148L149 35H146V33H143L142 35H139ZM152 53L154 54L153 58L151 56ZM105 57L107 58V60H109L110 63L109 62L107 63L106 61L100 60V59H105L106 60ZM189 65H192V62H190ZM126 69H127V72L129 71L127 66L123 68L124 72L121 75L123 79L129 73V72L128 73L126 72ZM154 74L155 73H150V76L148 77V79L152 78L153 81H156V79H159L158 75L155 74L156 75L155 76ZM189 78H191V77H189ZM110 96H111V98H110ZM200 102L202 104H208L203 99L200 100ZM127 109H128V111H125ZM111 127H112V125H109V123H108V132L106 131V133H109V132L111 133V131H110ZM96 128H98V127H96ZM97 132H100V131L98 130ZM101 132H103V131H101ZM145 161H146V158H145ZM146 165L149 167V164L147 163V161H146ZM114 176L116 178L118 177V179H115L116 181L117 180L121 181V179L119 178V176L117 174H114L111 177L114 179L115 178ZM113 179H108L107 181H109V180L111 181L112 180L111 182H113ZM125 180L129 181L128 179H125ZM156 197H158V194H157ZM144 200H145V203H147L149 205V207L151 208V203H152L151 197L145 195L144 196ZM127 237H129V234H127L125 236L124 240H123L124 245L128 244V242H129V238L127 239ZM105 242L107 243L106 245H105ZM108 242H109L110 245L108 244ZM103 244L105 246H107V247L104 248V249H101V248L99 249V247H98L99 250L97 249L98 251H97V254H96V262H99L102 259H104V260L106 259L105 260L106 261L105 264H114V262L117 261V260L121 261V259H122L121 255H119V256L118 255H116V256L113 255V250H112V247H111V245H112L111 241L106 240V241L103 242ZM110 253H112L113 256L110 257V255H108ZM124 257L125 258H124L123 261H125V263L129 264V261L127 260L128 259L127 254H125Z\"/></svg>","mask_w":264,"mask_h":264}]
</instances>
